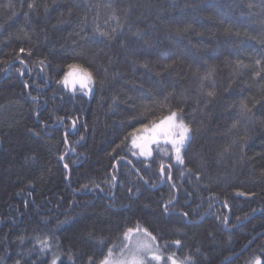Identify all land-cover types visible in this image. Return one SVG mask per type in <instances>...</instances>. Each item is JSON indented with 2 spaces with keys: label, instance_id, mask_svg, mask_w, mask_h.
Wrapping results in <instances>:
<instances>
[{
  "label": "trees",
  "instance_id": "1",
  "mask_svg": "<svg viewBox=\"0 0 264 264\" xmlns=\"http://www.w3.org/2000/svg\"><path fill=\"white\" fill-rule=\"evenodd\" d=\"M72 63L90 97L58 82ZM178 108L184 164L134 156ZM137 226L165 259L264 264V0H0V264H101Z\"/></svg>",
  "mask_w": 264,
  "mask_h": 264
},
{
  "label": "snow or ice",
  "instance_id": "2",
  "mask_svg": "<svg viewBox=\"0 0 264 264\" xmlns=\"http://www.w3.org/2000/svg\"><path fill=\"white\" fill-rule=\"evenodd\" d=\"M28 8L31 9L34 7L33 3H29ZM186 30V29H185ZM116 29L114 28L112 30L113 33H115ZM101 35L108 37L109 39H112V37L109 33L104 32L101 33ZM25 51L24 48L20 49V52L23 53ZM31 55V52L28 53ZM22 64L24 63L23 60L20 61ZM40 64H44V60H40ZM255 64L257 66L261 65V61L257 59L255 61ZM69 71L64 73L63 79L58 81L59 83L63 84L65 88H71L73 92L76 91V84H79L80 90L83 92L84 95H88L92 91V85L94 83L93 79V73L83 65L79 63H72L68 66ZM165 67H168L167 65ZM237 67H246L244 65L243 61L237 62ZM215 72V67L209 69L207 74L203 77V79L207 80L209 79L212 74ZM257 77L261 75L259 71L255 74ZM201 88H203V85H201ZM171 95V93H169ZM216 92L215 90H209L207 91L208 97H215ZM33 99H37L36 97H33ZM167 99V97H165ZM183 112V108H178L176 110H170L168 115L162 117L159 119L158 122H153L150 125H144L142 131H145L147 133H150V142H157L158 138L163 139L165 143L171 144L172 150L175 153V160L177 163L183 165L184 159L181 156V149L184 146V143L186 140L189 139V133L192 131V128L190 125L186 124L184 122V119L180 115V113ZM240 112L242 117H247L248 114L251 112V109L249 106L241 102L240 105ZM240 123V121H236L233 124V127L236 126V124ZM31 131V130H30ZM65 142H67L65 140ZM133 145H136L135 139L133 140ZM119 147V145H117ZM141 147V155L145 156H151V151L147 150L146 145L140 146ZM60 159H63V156L60 157ZM65 168L68 167L67 164L64 165ZM160 174L161 176H164L166 174L165 172V165L163 163L160 164ZM171 165L168 166V172L167 177L170 180L171 179ZM143 179V177H141ZM199 179V177H197ZM144 183H148V180H144ZM240 195H243V193H239ZM171 203V201H170ZM169 211L168 206L165 205L164 212L167 213ZM183 216L187 217V213H181ZM143 233V237L139 236V233ZM133 234H137L135 239H133ZM124 240L128 243L124 244L121 248V255L116 260H112L110 258L113 257V249H108V254L105 257V259L101 262V264H152V262H156V264H161L162 261H165V257L160 254L159 246L157 245V237L153 235L151 232H149L146 228L141 229L139 226L134 228H128L124 232ZM92 238V234H89V239ZM40 243L43 246V249H47L49 247V241L47 239L41 240ZM177 247L181 245L180 239H175L172 241ZM125 252H127V255H125ZM72 257L69 256V260H71ZM91 257H89L88 264H91ZM59 260V257H54L52 260V264H57V261ZM165 264H192V257L187 256L183 260H178L174 255H169L166 258ZM254 264H261V261L259 258H257L254 261Z\"/></svg>",
  "mask_w": 264,
  "mask_h": 264
},
{
  "label": "rangeland",
  "instance_id": "3",
  "mask_svg": "<svg viewBox=\"0 0 264 264\" xmlns=\"http://www.w3.org/2000/svg\"><path fill=\"white\" fill-rule=\"evenodd\" d=\"M68 89L71 90V88H68ZM76 90L79 91V92H81V93H83L80 90V87H79V84L78 83L76 84ZM93 91H94V83L92 85V91L87 96L90 97L92 95ZM190 135H191V132L189 133V138H190ZM188 140L185 141L184 146L188 142ZM135 141H136V145H134V152H133V154L136 157H142V158H145V159L151 158V156L141 155V147L140 146H145L146 145L147 150L148 151H151V153H153L155 150H160V152L164 153L165 155H169L171 153V155L175 159V153L172 150L171 144L165 143L163 139H159V138H158L157 142H150V133H147L146 132V133H144L142 135L136 136L135 137ZM183 147L181 149V156H182ZM136 235L137 234H133V239H135ZM138 235L141 236V237H143V233L142 232L139 233ZM156 243H157V241H156ZM157 245H158V243H157ZM159 251H160V254H162V251H161L160 247H159ZM120 255H121V251L119 253H117V254H114L113 257L110 258V259L116 260L118 257H120ZM125 255H127V252H125ZM54 257H59V260H60V252H55L53 258ZM59 260L57 261V264L59 263ZM165 261H166V259H165ZM165 261H162L161 264H165ZM152 264H156V262H152Z\"/></svg>",
  "mask_w": 264,
  "mask_h": 264
},
{
  "label": "water",
  "instance_id": "4",
  "mask_svg": "<svg viewBox=\"0 0 264 264\" xmlns=\"http://www.w3.org/2000/svg\"><path fill=\"white\" fill-rule=\"evenodd\" d=\"M9 70V69H8ZM7 73H8V71H7ZM74 129V127L71 129V130H73ZM68 132H70V130H68L67 132H66V134L68 133ZM66 136V135H65ZM66 145H67V152H66V154L67 153H69V151H70V146H69V143L68 142H66ZM64 158V157H63ZM130 162V161H129ZM116 165H117V163H116ZM168 166L169 165H166L165 166V168L166 169H168ZM67 169V171H68V173H69V168L67 167L66 168ZM172 168H171V171H170V174H171V179L169 180L170 182L172 181ZM140 176V175H139ZM162 177V180H161V183L159 184V185H157V186H155V187H153L154 189H158V188H160L164 183H165V180H166V177H165V175L164 176H161ZM140 178H141V176H140ZM69 180V175H68V178H67V181ZM143 180V179H142ZM113 196V195H112ZM111 196V197H112ZM177 198H178V193L176 192V197H175V199L171 202V203H167V204H165V205H167V206H170L172 203H174L176 200H177ZM165 207V206H164ZM213 207H214V205L209 209V211H207V213H205V215H203V217L199 220V221H196V223H198V222H200L204 217H206L210 212H211V210L213 209ZM167 213H172V212H167ZM254 215H252V217H253ZM230 217H231V215H230V212H229V210H228V217H227V219H226V222H225V225H224V228L225 229H227V227H228V224H229V221H230ZM248 219H250V218H248ZM247 219V220H248ZM187 222H190L189 220H187ZM248 247V245L241 251V252H243L246 248ZM241 252H239L238 254H236L234 257H232V259L233 258H235V257H237L238 255H240L241 254Z\"/></svg>",
  "mask_w": 264,
  "mask_h": 264
},
{
  "label": "bare ground",
  "instance_id": "5",
  "mask_svg": "<svg viewBox=\"0 0 264 264\" xmlns=\"http://www.w3.org/2000/svg\"><path fill=\"white\" fill-rule=\"evenodd\" d=\"M175 192H177V191H175Z\"/></svg>",
  "mask_w": 264,
  "mask_h": 264
}]
</instances>
